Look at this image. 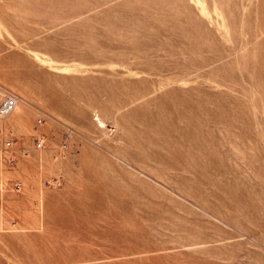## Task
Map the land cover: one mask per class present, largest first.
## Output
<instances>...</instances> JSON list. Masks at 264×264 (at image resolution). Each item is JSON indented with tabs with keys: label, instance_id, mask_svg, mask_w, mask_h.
Masks as SVG:
<instances>
[{
	"label": "rangeland",
	"instance_id": "1",
	"mask_svg": "<svg viewBox=\"0 0 264 264\" xmlns=\"http://www.w3.org/2000/svg\"><path fill=\"white\" fill-rule=\"evenodd\" d=\"M0 87V264H264V0H0Z\"/></svg>",
	"mask_w": 264,
	"mask_h": 264
},
{
	"label": "built area",
	"instance_id": "2",
	"mask_svg": "<svg viewBox=\"0 0 264 264\" xmlns=\"http://www.w3.org/2000/svg\"><path fill=\"white\" fill-rule=\"evenodd\" d=\"M18 104L16 95H9L0 99V116L5 117L11 114ZM7 146H11V142L7 141Z\"/></svg>",
	"mask_w": 264,
	"mask_h": 264
},
{
	"label": "bare ground",
	"instance_id": "3",
	"mask_svg": "<svg viewBox=\"0 0 264 264\" xmlns=\"http://www.w3.org/2000/svg\"><path fill=\"white\" fill-rule=\"evenodd\" d=\"M0 92L3 94V95H5V94H7L8 92L6 91V89L5 88H3V87H0ZM7 92V93H6ZM6 97V96H5ZM4 98V97H3ZM18 98V97H17ZM2 99V98H1ZM16 111V113L17 114H23V112H24V106H22V105H20V102H19V99H18V104H17V106H16V108L14 109V111L12 112V113H14ZM11 113V114H12ZM11 114H9V115H7V116H10ZM7 116H5V117H7ZM5 117H2V116H0V118H5ZM99 122L100 123H105L102 119H99ZM7 145V144H6ZM2 210V209H1ZM1 214V213H0ZM2 227V226H1Z\"/></svg>",
	"mask_w": 264,
	"mask_h": 264
}]
</instances>
